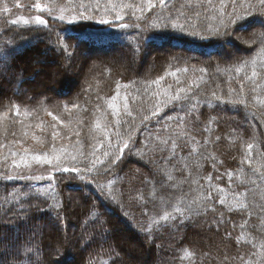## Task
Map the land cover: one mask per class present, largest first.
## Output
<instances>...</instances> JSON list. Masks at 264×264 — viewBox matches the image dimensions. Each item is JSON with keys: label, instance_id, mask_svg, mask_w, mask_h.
I'll list each match as a JSON object with an SVG mask.
<instances>
[{"label": "trees", "instance_id": "16d2710c", "mask_svg": "<svg viewBox=\"0 0 264 264\" xmlns=\"http://www.w3.org/2000/svg\"><path fill=\"white\" fill-rule=\"evenodd\" d=\"M262 33L259 0H0V264H264Z\"/></svg>", "mask_w": 264, "mask_h": 264}, {"label": "snow or ice", "instance_id": "6c2138e0", "mask_svg": "<svg viewBox=\"0 0 264 264\" xmlns=\"http://www.w3.org/2000/svg\"><path fill=\"white\" fill-rule=\"evenodd\" d=\"M161 2H163V0H161ZM259 2H260V4H261V6L262 7H264V0H259ZM34 7H35V9H38L39 11H41V12H43L45 9L44 8H42L41 7V5L39 4V3H36L35 5H34ZM8 9L6 8L5 9V11H7ZM81 15V18H89V17H84L82 14H80ZM58 19H60V20H64L65 19V17L63 16V15H60L59 17H58ZM116 19H122V17H120L119 15L116 17ZM241 19H243L242 17H237V19L235 20V21H231V23H237L239 20H241ZM13 24H15L16 23V21L15 20H13V21H11ZM75 22V18L73 17L72 19H70L69 21H68V23H74ZM100 23H102V24H109L110 23V21H108L107 19H104V18H101L100 19V21H99ZM25 23H27V21H25ZM34 23L36 24V25H39V26H47V21L45 20V19H43L40 15H36L35 16V18H34ZM129 25H127V24H125V25H122V27H128ZM154 26V25H153ZM173 26H175V25H173ZM225 34H227V33H225ZM255 35V34H254ZM260 39H261V41L262 42H264V33H262L261 35H260V37H259ZM242 103V102H241ZM50 115H51V113H49ZM125 147H127V144H125ZM248 147H249V149H251V147H252V145L251 144H249L248 145ZM35 159L36 160H39L40 158L39 157H35ZM63 171H65V172H67V171H69V169H67V168H65V169H63ZM72 171H76V169H72ZM167 216H165L164 217V219L165 220H167Z\"/></svg>", "mask_w": 264, "mask_h": 264}, {"label": "rangeland", "instance_id": "374dc122", "mask_svg": "<svg viewBox=\"0 0 264 264\" xmlns=\"http://www.w3.org/2000/svg\"><path fill=\"white\" fill-rule=\"evenodd\" d=\"M42 8H44V7H42ZM45 9V8H44ZM76 21V20H75ZM50 68H54V66L53 65H51V67ZM39 177H41V175H39Z\"/></svg>", "mask_w": 264, "mask_h": 264}]
</instances>
